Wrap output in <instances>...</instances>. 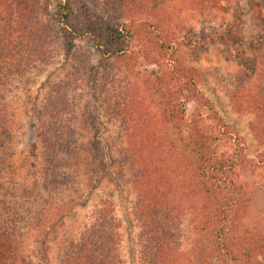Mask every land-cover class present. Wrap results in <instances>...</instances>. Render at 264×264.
Masks as SVG:
<instances>
[{
	"label": "rangeland",
	"instance_id": "1",
	"mask_svg": "<svg viewBox=\"0 0 264 264\" xmlns=\"http://www.w3.org/2000/svg\"><path fill=\"white\" fill-rule=\"evenodd\" d=\"M68 1L71 12L68 29L83 36L89 32L87 37L74 39L71 53H66L63 36L59 35L51 45V59L39 63L33 72L20 79L11 77L10 83L7 68L0 65V75L6 76L2 82L8 80L3 113L13 122L14 141L10 146L16 167L12 173L14 178L19 183H31L34 177L28 174L39 170L44 161L41 142L33 138L30 130L33 107H45L43 102L55 97L74 100L82 97L90 102L102 126L101 142L112 168H117L123 147L118 139L122 124L115 114L133 104L145 118L148 116L149 122L152 120L155 133L164 140L168 153L166 163L179 187L187 190L197 185L198 189L200 182L189 169L193 160L183 152L168 119L167 110L177 105L184 115L186 135L193 131L196 122L202 124L211 139L215 131L225 133L219 142L210 139L211 153L229 152L227 141L238 145L241 139L243 149L240 156H234H238L237 166L228 177L249 197L248 210L244 218L237 220L238 208L231 209L227 227L236 264H249L243 255L247 240L264 232V138L256 133L259 110L255 103L264 95V0H218L217 7L209 9L202 0H167L161 10H152V13L144 4L140 11L128 9L121 16L110 12L112 15L108 17L104 16L113 7L112 3L109 7H102L103 3L98 7L92 0ZM57 10L58 7L51 8L53 12ZM111 22L117 23L116 26L129 25L137 34L134 44L128 47L127 65L114 54L120 47L104 37L105 26ZM92 34L101 35L104 40L95 46L89 39L95 38ZM19 56L22 58L23 54ZM25 63L26 60L22 63L23 70ZM180 67L190 69L194 81L180 79L176 73ZM208 101L227 128L210 121ZM201 186L199 190L204 195L205 189ZM101 189H110L115 194L124 264H141L131 185L118 184L109 176L95 187V194L102 193ZM236 194H228L227 200L230 197L236 200ZM203 195H188L183 197L185 202L180 199L186 215L183 264H200L205 233L201 231L203 215L198 212V200ZM75 200L73 203L67 199L75 210L73 219L71 213L70 218L59 221L66 210L63 207L49 212L43 220L32 216L38 224L30 227L22 247L28 264H58L66 235L76 231L92 209L91 205L82 204L87 199ZM258 262L264 264L263 254H259Z\"/></svg>",
	"mask_w": 264,
	"mask_h": 264
},
{
	"label": "trees",
	"instance_id": "2",
	"mask_svg": "<svg viewBox=\"0 0 264 264\" xmlns=\"http://www.w3.org/2000/svg\"><path fill=\"white\" fill-rule=\"evenodd\" d=\"M92 1L98 7L102 3V7H109L112 3L113 7L106 10L104 16L108 17L124 15L128 9L140 11L144 4L152 13V10H161L167 0ZM202 1L207 9L217 7L218 0ZM57 7L56 12L51 11ZM70 14L68 0H0V65L7 68L10 83L13 82L11 77L20 79L33 72L39 63L48 62L52 56L51 45L57 36H63L66 53H71L76 37H87L89 32L83 36L68 29ZM116 24L111 22L105 26L104 37L107 42L120 47L114 54L119 56L118 61L127 65L130 61L128 47L137 39V34L129 25ZM92 35L95 38L89 39L95 46L104 40L101 35ZM18 54H23V57ZM176 73L186 82L194 81L191 70L186 67L178 68ZM3 78L6 76L0 75V264H28L22 255V247L30 234V227L38 224L32 216L43 220L49 212L63 207L66 210L59 221L64 217L70 218L71 213L73 219L75 210L68 205L67 199L74 203L75 198L87 199L82 204H89L92 209L77 230L66 235L58 264H124L115 194L110 189H101L100 194L94 192L95 187L109 176L111 179L114 177L118 184L132 187L141 264H183L186 215L180 199L184 200L183 197L188 195H203L199 190L202 184L205 189L202 193L205 194L198 197V212L203 215L200 225L205 236L200 264H236L233 240L229 238L227 226L231 221V209L238 208L235 211L237 220L245 217L249 197L246 198V193L240 191L228 174L237 166L239 152L243 149L241 139L237 141L238 145L226 140L229 152L213 154L210 152L211 138L202 124L196 122L193 131L186 135L184 115L177 105H171L167 110L169 122L183 152L190 161L193 160L189 166L191 174L200 182L198 189L196 185L183 190L166 163L168 153L165 152L164 140L155 133L152 120L149 122L148 116L145 118L138 107L130 104L115 114L122 124L118 139L123 147L117 168H112L106 160V147L101 142L102 126L90 102L82 97L77 100L55 97L43 102L45 107H33L30 130L33 138L41 142L44 161L39 170L28 174L34 177L31 183H19L13 175L16 167L10 146L14 141L13 122L3 113L7 100L5 86L8 85V80L2 82ZM255 103L259 110L256 133L264 138V95ZM208 107L210 121L227 128L209 101ZM147 124L149 127L139 130ZM214 133L211 141L224 139L225 133L220 130ZM236 154L238 156L234 157ZM233 192L237 193V199L230 197L227 200L226 196H232ZM247 242L243 250L245 260L249 264H259V254L264 255V232Z\"/></svg>",
	"mask_w": 264,
	"mask_h": 264
}]
</instances>
